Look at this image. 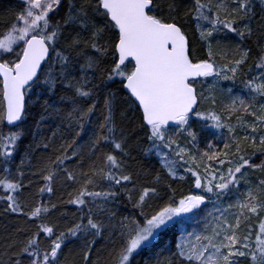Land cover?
<instances>
[{
  "label": "snow or ice",
  "instance_id": "snow-or-ice-1",
  "mask_svg": "<svg viewBox=\"0 0 264 264\" xmlns=\"http://www.w3.org/2000/svg\"><path fill=\"white\" fill-rule=\"evenodd\" d=\"M22 3L14 22L0 34L3 36L0 38V124L6 123L16 129H10L8 134L0 131V163L5 165L4 172H8L7 164L23 135L18 122L27 115L30 94L33 91L51 93L57 86L70 91L72 95L67 99L71 107L65 119L69 127L78 126L76 136L79 137L99 102L95 91L98 85L88 73L94 76L100 72L102 81L119 78L120 86L129 94V102L142 110L141 127L150 142L149 151L161 158L168 175L175 178L176 166L186 165L184 170L195 178L194 188L200 190L197 194L190 189L177 199L175 189H171L173 194L153 208L151 202L160 197L153 185L159 184L161 178L157 175L151 185L138 186L133 176L125 171L120 154H128L124 147L126 137L122 132L117 136L112 106L114 94H108L104 98L99 131L91 138L90 152L94 155L101 145L107 146L109 151L103 152L84 171L80 168L82 159L74 160L78 149L69 154L61 145L64 150L57 149L59 154L49 157L40 168L46 184L39 189L40 193L45 190L51 193V185L62 171L67 180L80 183L74 198L68 201L77 206L116 197L115 186L125 190L128 201L139 210L138 215L125 218L126 223L121 222L119 247L110 252L105 264H135L136 255L154 246L158 236L182 224L211 196L219 200L227 195L230 185H238L248 169L264 172V161L256 164L247 155L248 148L253 154L257 147L264 150V104L259 111L253 103L246 104L243 99H239L238 106L235 99L224 106L223 112L228 119L233 113L253 117L252 121L245 122L241 115L236 116L237 123L242 126L243 135H240L214 110L207 114L199 110L204 102L215 104V97L205 96L196 87L202 80L221 77L222 73L224 80L234 78L245 65L251 50L239 47L235 49L238 58L229 60L226 65L217 64L210 38L214 33L227 30L242 39H252L255 33L251 25L257 15V0H192L185 15L191 16L201 40L207 44L208 56L204 59L198 57L190 44L188 30L178 21L172 3L168 4L166 13L161 0H22ZM258 3V26L264 29V0ZM97 17L103 22L97 23ZM83 33H87V37ZM257 40H264V31L259 32ZM85 47L97 55L86 54ZM257 47L255 68L260 71L246 81V85L252 92L264 96V43H258ZM77 68L81 73L79 77L74 75ZM227 73H231V77ZM216 86L214 82L212 87ZM193 116L199 121H211L201 125L202 128H227L229 142L224 143L222 151H204L199 155L191 152L187 144L195 147L198 141V133L192 127ZM172 125L177 126L187 143L169 134ZM43 147L48 148L49 144ZM207 147L211 150L213 145ZM261 154L264 155V151ZM173 155L175 159L170 158ZM67 160H74L79 171H69ZM213 161L215 164L209 163ZM23 176L24 172L17 169L15 177L0 179L2 211L25 217L26 222H30L28 227L19 228L11 243L5 246L0 253V264H60L59 255L66 239L80 232L101 234L105 225L93 219L91 208L86 223L81 216V222L67 231L57 232L44 215L50 211L48 206L29 208L22 202L19 194L25 187ZM100 181L109 182L107 190H96ZM261 194H264V179L259 180L257 188H249L244 199L229 205V208L239 209L234 223L224 215L228 211L224 209L219 217H214L215 223L204 234L195 235L194 239L193 233L182 236L175 244L178 259L173 264H241L237 260L240 257L245 258L246 264H264V219L259 220L254 244L247 223L252 216H264ZM42 243L47 246L42 247ZM83 259L86 264H99L98 260L90 261L87 246Z\"/></svg>",
  "mask_w": 264,
  "mask_h": 264
},
{
  "label": "trees",
  "instance_id": "trees-1",
  "mask_svg": "<svg viewBox=\"0 0 264 264\" xmlns=\"http://www.w3.org/2000/svg\"><path fill=\"white\" fill-rule=\"evenodd\" d=\"M161 2L165 13L168 11L167 6L169 3L175 6V14L178 21L185 24V28L188 30L190 44L199 58H207L208 47L206 42L201 40L200 33L196 31L191 16L185 15L191 6L192 0H161ZM22 7V0H0V34L8 30V26L14 22L15 16ZM256 12L257 15L251 25L255 33L252 39H242L235 33L227 32V30L214 33L213 37L210 38L214 53L213 58L217 64L226 65L229 60L238 58V53L235 52L237 47L250 49L251 51L246 64L243 66L245 83L242 87H239L234 80L226 81L212 89L208 88L209 90L207 91L202 88L200 83L196 85L198 92L203 91L205 96L215 97V104L204 102L200 105L199 110L201 112L214 110L218 115L223 116L224 106L230 104L234 99L237 100L238 106L239 99H242V94L247 101L249 100L251 103L256 101L255 97H257V94L247 87L246 81L260 71L255 68L259 52L257 44L264 43V40L258 41L257 36L264 29L258 26L260 22L258 0ZM96 21L97 23L103 22L100 17H97ZM205 26L207 27V25ZM83 35L87 37L88 34L83 33ZM2 37L0 35V38ZM85 52L86 54L97 55L88 47H85ZM103 66L101 65V67ZM74 75L77 77L81 75L78 68L74 71ZM88 75L93 80V83L98 85L95 91L99 102L95 113L84 124V130L81 135L77 137L78 126L69 127L68 121L65 119L66 113L71 107L70 101L67 99V97L72 95L70 91L62 86H57L56 90L51 93L33 91L27 100V115L18 124L19 128L23 130V135L17 142L14 154L7 164V173L4 172L5 165L0 163V179L15 177L17 169L24 172L22 180L25 187L21 189L19 194L22 202L26 203L29 208L33 205L48 206L50 211L44 215L49 225L55 226L57 232L67 231L69 227L81 222V216H84L83 222L86 223L89 208L92 209L93 219L101 221L105 225L98 236L92 235L90 231L88 233L80 232L77 236L66 239L59 255L60 264H86L83 259L86 246L90 248V261L95 262L98 260L99 264H105L110 252L119 247L121 222L126 223L125 218L130 219L138 215L139 210L134 208L133 204L128 201L125 190L121 186L113 188V190L118 191V195L107 201L98 199L95 203L90 202L87 206H77L68 203L69 199L74 198L79 190L80 183L67 180L66 174L62 171L58 173L59 179L52 183L53 191L51 193L47 190L44 193L39 191L46 184L41 178L40 168L48 161L49 157L59 154L56 151L57 149H60V151L64 150L61 149V145L65 146L69 154L73 150L78 149V155L74 160L79 162L82 159L83 163L80 168L84 171L88 170L93 160L101 156L103 152L109 151L107 146L101 145L97 148L94 155L90 152L91 138L94 133L99 131L98 125L103 120L104 114V98L108 94H114L112 106L113 119L117 126V136L122 132L126 137L124 147L128 154H120L125 171L133 176V180L138 186L151 185L157 175L161 178L159 184L153 185L160 192V197L151 202L153 208L162 204L169 195L173 194L171 189H175L177 199H179L181 193H187L190 188L194 189L192 179L190 177L185 178L184 172L178 168V165L176 166V177L172 178L168 175L167 169L163 167L161 158L154 151H149L150 142L147 141L144 129L141 127L142 112L137 106L129 102V94L120 86L119 78L115 81H102L100 72H97L94 76L92 73H88ZM237 115H241L245 119L251 118V116L246 114L233 113L230 122L233 123ZM10 129L12 128L7 127L6 124H0V131H3V133L8 134ZM222 132L224 134L221 133L216 139L208 138L211 139L210 144L213 145L211 150L205 146V134L202 133L199 137L201 138L200 152L222 151L224 143L229 142V136L225 138V132L227 131L222 129ZM236 133L243 135L238 128ZM74 139L75 143H72ZM45 143L49 144L48 148L43 147ZM68 144H71V147H67ZM164 151L167 152V150ZM262 151L264 150L257 147L253 154L252 149L248 148L247 155L251 157L254 163L260 164L264 161V155L261 154ZM74 160L66 161L69 171H79ZM209 163H214V161ZM247 172L248 174L245 178L236 186L230 185V191L227 195L222 196L217 202V205H222L225 209H228L227 212H224V215L233 223L234 215L239 212V209L235 207L229 208V205H235L238 200L244 199L249 188H257L259 180L264 178V172L260 169H248ZM180 177H183V179H180ZM108 184V181H100L96 190H107ZM168 185H171V188ZM0 194H3L2 187H0ZM261 198H264V194H261ZM86 199L90 200V198ZM52 205H55V207H52ZM3 206V203H0V253L4 251L7 244L11 243L19 228H26L30 224V222H26L25 217L11 212L4 213L2 211ZM205 209L200 208L194 214H189L181 225L175 226L171 231L166 230L163 232L157 237L154 246H150L136 255L135 264H173V261L178 259L175 256L177 252L175 244L180 241V238L182 236L187 237L188 233H193L192 239H194L195 235L204 234L205 230L210 229L215 223L214 217L220 216H217L213 208L210 209L208 205ZM151 210L146 209V211ZM260 219H264V216L251 218L247 222L254 229L253 244L255 234L259 231ZM242 234L244 233L242 232ZM41 246L46 247L47 245L42 243Z\"/></svg>",
  "mask_w": 264,
  "mask_h": 264
},
{
  "label": "rangeland",
  "instance_id": "rangeland-1",
  "mask_svg": "<svg viewBox=\"0 0 264 264\" xmlns=\"http://www.w3.org/2000/svg\"><path fill=\"white\" fill-rule=\"evenodd\" d=\"M3 38V37H2ZM246 64V63H245ZM243 66L244 65H242L241 66V70H239L238 72H237V75L234 77V78H231V79H228V80H224L223 79V73L221 74V77H209V78H207L206 80H203V82H201L200 84H201V86H202V88L205 90V91H207V90H209L208 88H213L212 87V85H213V83L215 82L216 83V85H220V84H222V83H224V82H226V81H230V80H234L235 82H237V85L239 86V87H242L243 85H244V83H245V80H244V77H245V74H244V71H243ZM259 72H257L255 75H257ZM227 75H229L230 77H231V73H227ZM255 93V92H254ZM257 94V93H256ZM256 98V101H252V103L254 104V106H255V109L257 110V111H259L260 110V105L261 104H264V96H260V95H258L257 94V97H255ZM242 99L243 100H246L245 101V103L247 104V102L249 103L250 101L248 100L247 101V99H246V97L242 94ZM251 103V102H250ZM205 114H207V111L206 112H204ZM222 116V115H221ZM223 122L225 123V124H230V125H232V126H234L235 127V130L238 128L240 131H241V125H239L238 123H237V120L235 121L234 120V122L232 123V122H230V119H228L227 118V116L223 113ZM243 118V117H242ZM243 120L245 121V120H247V121H245V122H250V121H252L253 120V117H251V118H249V119H245V118H243ZM205 123H208V124H210L211 123V121H208V122H205V121H199V120H197L196 119V117L195 116H193L192 117V127H193V129L195 130V131H197V133H198V141H197V144H196V146L195 147H193L191 144H188L187 145V147L191 150V152L193 153V154H197V155H199V154H202L201 152H200V148H199V145H200V143H201V138H199L200 137V135L203 133V134H205V138H204V140H205V146L207 147V145L208 144H210V142H211V139H208V138H214V139H216L218 136H220L221 135V133L222 134H224L223 132H222V129H216V128H212V127H205V128H202L201 127V125H203V124H205ZM194 125V126H193ZM225 131H227V128H223ZM219 133V134H218ZM226 133V135H225V138L226 137H228L229 136V133L228 132H225ZM169 134L170 135H173L174 136V138L175 139H177L179 142H181V143H187L186 142V140L179 134V130H178V128H177V126L175 127V128H171V129H169ZM218 134V135H217ZM171 159H175V157H174V155L172 156V157H170ZM212 164H215V162L214 163H212ZM226 166H228L227 164L224 166V167H226ZM186 167V165H183V164H178V168L180 169V170H182L183 172H184V175H185V178H191L192 179V183H193V181H194V177H192L191 176V173L190 172H186L185 170H184V168ZM200 171H201V173H203V168H201L200 169ZM261 179H264V178H261ZM257 185H259V182L257 183ZM194 186V185H193ZM192 191H194L195 193H197V194H199L200 193V190L199 189H192V188H190ZM205 195H207V194H205ZM217 202H218V200H217V198L215 197V196H211L207 201H206V203L204 204V205H202L201 206V208H204V210H206L205 208L207 207V205H208V207H210V209L211 208H213V211H214V213L217 215V216H219V215H221V212H223L224 211V209H225V207L224 206H222V205H217ZM196 211H199V209H197V210H195V212ZM257 216H252L251 218H256ZM262 217V216H261ZM260 218V217H259ZM181 225V224H180ZM251 227V230H252V239H254V234H253V231H254V229H253V227L252 226H250ZM251 239V242L253 243V240ZM237 260L238 261H240L241 262V264H246V261H245V258H242V257H240V258H237Z\"/></svg>",
  "mask_w": 264,
  "mask_h": 264
},
{
  "label": "water",
  "instance_id": "water-1",
  "mask_svg": "<svg viewBox=\"0 0 264 264\" xmlns=\"http://www.w3.org/2000/svg\"><path fill=\"white\" fill-rule=\"evenodd\" d=\"M125 91L127 92V90L125 89ZM128 93V92H127ZM141 112H142V110H141ZM20 122H18V124H19ZM6 124V123H5ZM7 126V125H6ZM7 127H9V128H12V126H7ZM176 127V125H172L169 129H171V128H175Z\"/></svg>",
  "mask_w": 264,
  "mask_h": 264
}]
</instances>
